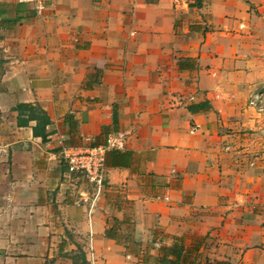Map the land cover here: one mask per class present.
I'll use <instances>...</instances> for the list:
<instances>
[{"label": "crops", "instance_id": "1", "mask_svg": "<svg viewBox=\"0 0 264 264\" xmlns=\"http://www.w3.org/2000/svg\"><path fill=\"white\" fill-rule=\"evenodd\" d=\"M263 87L264 0H0V264H264Z\"/></svg>", "mask_w": 264, "mask_h": 264}, {"label": "built area", "instance_id": "2", "mask_svg": "<svg viewBox=\"0 0 264 264\" xmlns=\"http://www.w3.org/2000/svg\"><path fill=\"white\" fill-rule=\"evenodd\" d=\"M31 5L36 15L41 16L47 8L48 0H18ZM264 93L256 91L247 102V107L255 111L262 110ZM126 133L108 137L105 144L92 148H63L61 156L70 174L83 177L92 185L95 195L101 193L104 186L105 157L109 150L124 147ZM168 198H165L167 200Z\"/></svg>", "mask_w": 264, "mask_h": 264}, {"label": "rangeland", "instance_id": "3", "mask_svg": "<svg viewBox=\"0 0 264 264\" xmlns=\"http://www.w3.org/2000/svg\"><path fill=\"white\" fill-rule=\"evenodd\" d=\"M260 91L264 93V87L262 89H260ZM261 108H262V110L258 112L257 111L258 109H255V111L252 109H249L247 107V103L244 107L246 113L250 114V117L253 119L254 124L256 125L255 126L256 127L255 133H254V131L252 132L251 141L257 142L259 144L258 145V152H259V154L261 153V155H262V152H264V98H263V104H262ZM256 134H257V136H256ZM254 152H257V151H254ZM254 158H255V156L252 157L253 160H251V162H250V165H251L250 167L256 166L257 162H255Z\"/></svg>", "mask_w": 264, "mask_h": 264}]
</instances>
